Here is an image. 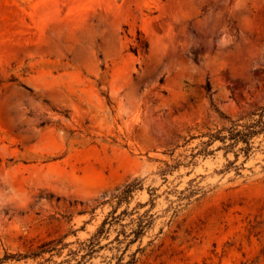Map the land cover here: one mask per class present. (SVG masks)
Returning a JSON list of instances; mask_svg holds the SVG:
<instances>
[{"label":"rangeland","instance_id":"obj_1","mask_svg":"<svg viewBox=\"0 0 264 264\" xmlns=\"http://www.w3.org/2000/svg\"><path fill=\"white\" fill-rule=\"evenodd\" d=\"M262 106L264 0H0V264L70 258L135 177L125 260L264 264V130L203 143Z\"/></svg>","mask_w":264,"mask_h":264},{"label":"trees","instance_id":"obj_2","mask_svg":"<svg viewBox=\"0 0 264 264\" xmlns=\"http://www.w3.org/2000/svg\"><path fill=\"white\" fill-rule=\"evenodd\" d=\"M206 89L208 91L211 90L210 82H207ZM255 114H257L258 117L252 118L246 123L233 122L229 127H223L215 132H210L209 140L203 143L209 145L216 139H220L223 143H228V140H230L228 144L232 146L242 141L246 144L242 149L248 151L251 147L250 138L264 130V106H262L259 111L253 112V115ZM140 183V178L135 177L131 180H127L123 185L116 188L108 199L105 200V202L111 204L112 208L105 215L96 230L89 237L78 241V246L75 249H70V258L64 259L57 264H62L64 262L69 263L71 259L75 260L72 264H85L88 260L93 258L98 251L109 247L111 243H117L114 247L119 251V254H114L113 257L116 258V261L112 264L135 263L137 261L136 253L142 251L143 247L139 246L137 250L131 254L130 259L125 260V255L133 243L142 241L148 228L153 224L154 214L149 213V210L140 214L137 213L138 211L135 210V208L129 210L128 206H126L121 209V206L125 202L129 203L133 191L141 186ZM127 218L129 219L127 220ZM112 231H115L113 237H111ZM103 239H107L108 241L102 243ZM62 241V238H52L43 241L38 246V249L32 253V257L37 258L39 256H44L46 252H50L52 255H54V251L60 252L61 248L67 247L70 244L62 243V247H58Z\"/></svg>","mask_w":264,"mask_h":264}]
</instances>
